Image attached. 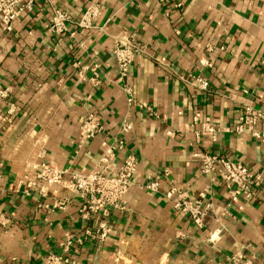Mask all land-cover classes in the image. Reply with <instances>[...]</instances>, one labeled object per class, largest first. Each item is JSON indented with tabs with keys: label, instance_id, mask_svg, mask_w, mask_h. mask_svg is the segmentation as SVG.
<instances>
[{
	"label": "crops",
	"instance_id": "crops-1",
	"mask_svg": "<svg viewBox=\"0 0 264 264\" xmlns=\"http://www.w3.org/2000/svg\"><path fill=\"white\" fill-rule=\"evenodd\" d=\"M32 1L10 31L0 21V84L17 105L10 113L0 101V264H45L87 226L94 236L72 250L73 264H264V141L232 130L245 106L264 110V0ZM89 4L98 7L94 27L80 28ZM54 6L73 20L60 35L49 30ZM133 33L146 52L130 68L129 103L114 46ZM84 65L98 70V85L79 75ZM180 75H204L209 88ZM90 113L104 129L81 143ZM207 120L215 131L203 129ZM200 150L245 163L257 175L254 197L231 200L192 156ZM130 153L138 171L126 207L102 221L85 224L64 189L25 193L43 162L87 173L103 162L117 169ZM164 170L159 191L145 187ZM172 184L213 203L203 228L174 210Z\"/></svg>",
	"mask_w": 264,
	"mask_h": 264
},
{
	"label": "built area",
	"instance_id": "built-area-1",
	"mask_svg": "<svg viewBox=\"0 0 264 264\" xmlns=\"http://www.w3.org/2000/svg\"><path fill=\"white\" fill-rule=\"evenodd\" d=\"M33 1L22 3V0H0V21L2 25L11 30L13 22L24 9H32ZM98 7L89 4L80 17L74 21L80 28L92 29L94 18ZM73 22L70 14L60 7H52V17L49 30L56 35L67 31L69 24ZM146 52L145 45L133 33L128 37H118L114 53L120 76L125 79V91L128 94V102L133 101L130 84L127 80L130 68L136 58ZM86 70H91L87 77ZM79 75L82 79L90 81L94 85L100 83V74L95 67L87 65L81 67ZM180 78H186L180 75ZM187 80V79H186ZM189 81L197 89L205 91L209 88V79L204 75H191ZM0 101L9 105V112L14 113L17 105L12 101V88L0 84ZM264 122V110L252 106H245L242 114L232 128L237 133H248L257 140L264 141V129L259 130L257 124ZM132 123L125 121L122 132L128 133L132 129ZM104 129L97 117L90 113L83 120L79 140L81 143L93 138ZM205 131H215L212 121L207 120L203 124ZM122 141H119V146ZM111 145L108 154H113L114 147ZM192 156L200 161L202 171L212 180H220L231 200L252 199L255 187L258 184L257 175L241 160L233 159L228 155L214 151H196ZM138 171V157L134 153L126 155L123 162L112 169L108 163H101L87 173H72L66 169H59L49 162H43L32 177H28L25 193L27 195L37 194L46 196L52 188H61L79 201V215L83 222L101 221L111 215L112 210L125 209L126 196L131 186L136 182ZM2 173V162L0 161V178ZM170 175L169 170L160 174L149 176L145 187L151 191H159L161 182ZM166 197L171 200L174 210L183 213L198 227L205 226V219L215 213L212 202H204L201 198H191L188 193L179 189L177 185H170ZM68 196L60 200L57 205L62 206L68 201ZM89 225V224H87ZM85 237H93L91 227H85ZM104 236V235H103ZM85 237L69 235L62 243L61 252H52L47 256L45 264H73L72 250L85 241Z\"/></svg>",
	"mask_w": 264,
	"mask_h": 264
}]
</instances>
